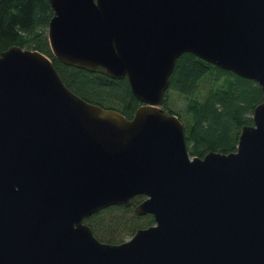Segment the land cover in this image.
<instances>
[{"label": "water", "instance_id": "water-1", "mask_svg": "<svg viewBox=\"0 0 264 264\" xmlns=\"http://www.w3.org/2000/svg\"><path fill=\"white\" fill-rule=\"evenodd\" d=\"M66 66L125 77L130 118L72 93L43 53H0V264H264V0H47ZM188 52L254 81L235 150L189 156L161 107ZM134 206L153 224L101 242L85 217Z\"/></svg>", "mask_w": 264, "mask_h": 264}, {"label": "trees", "instance_id": "trees-1", "mask_svg": "<svg viewBox=\"0 0 264 264\" xmlns=\"http://www.w3.org/2000/svg\"><path fill=\"white\" fill-rule=\"evenodd\" d=\"M51 15L47 0H0V53L13 45L39 51L50 59L61 81L72 93L86 102L130 118L140 103L131 94L124 76L114 79L100 70L66 66L52 56L46 38ZM211 69L214 70L211 79L215 81L220 76L221 83L210 88L201 100L187 102L185 120L164 106L168 91L183 96L191 94ZM260 95V88L254 81L184 52L174 61L161 107L181 121L188 155L201 157L208 151L228 153L235 150L239 130L252 123V109L260 101ZM142 199V195H135L129 199L128 206L104 207L85 217L83 222L99 241L122 242L136 229L153 224L150 214L136 215L134 212V206Z\"/></svg>", "mask_w": 264, "mask_h": 264}, {"label": "rangeland", "instance_id": "rangeland-1", "mask_svg": "<svg viewBox=\"0 0 264 264\" xmlns=\"http://www.w3.org/2000/svg\"><path fill=\"white\" fill-rule=\"evenodd\" d=\"M213 74V69L208 71L207 74L204 75L203 78H201L196 89L187 96L180 95L175 91H168V94L165 97L164 106L168 107L172 112H175L177 116H179L182 120H185L187 118V113L185 110L187 102L190 100H201L210 88L213 89L216 87L217 83H221L220 76L217 77L215 81L211 79V76H213ZM128 238L129 237H126L124 240H127Z\"/></svg>", "mask_w": 264, "mask_h": 264}]
</instances>
